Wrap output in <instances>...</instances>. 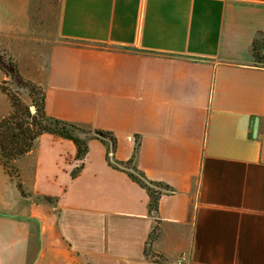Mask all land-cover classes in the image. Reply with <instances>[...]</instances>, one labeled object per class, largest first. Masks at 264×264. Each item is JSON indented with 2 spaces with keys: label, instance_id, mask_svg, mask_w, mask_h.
<instances>
[{
  "label": "crops",
  "instance_id": "1",
  "mask_svg": "<svg viewBox=\"0 0 264 264\" xmlns=\"http://www.w3.org/2000/svg\"><path fill=\"white\" fill-rule=\"evenodd\" d=\"M39 1L0 0L1 45L29 55ZM57 18L19 74L48 116L135 153L156 205L101 139L78 159L44 132L16 160L26 194L0 196V264H264V0H60Z\"/></svg>",
  "mask_w": 264,
  "mask_h": 264
},
{
  "label": "trees",
  "instance_id": "2",
  "mask_svg": "<svg viewBox=\"0 0 264 264\" xmlns=\"http://www.w3.org/2000/svg\"><path fill=\"white\" fill-rule=\"evenodd\" d=\"M256 45L257 43L254 41V53ZM260 49L264 51V44H262ZM3 72L6 76L9 75L5 69H3ZM15 75L18 78H22L16 68ZM30 84L32 83L30 82ZM32 85L37 87L40 94L39 101L33 102L35 105L34 111L30 110L29 105L22 103L16 94H12L2 87V91L6 93L12 107V111L0 119V165L8 176L17 177V172L13 171L15 170L14 162L28 152L35 140L44 132L72 140L77 147L76 155L78 159L83 158L87 151L86 140L89 137H95L101 139L106 144L107 162L116 168L126 170L134 180L145 187L150 196V206L155 207L157 196L153 192V187L157 185L147 181L143 174L135 167L133 163L135 153L127 162H119L114 159L116 142L110 132L99 129L86 130L72 123L48 116L44 110V93L42 88L35 84ZM17 186L21 188L20 182Z\"/></svg>",
  "mask_w": 264,
  "mask_h": 264
},
{
  "label": "rangeland",
  "instance_id": "3",
  "mask_svg": "<svg viewBox=\"0 0 264 264\" xmlns=\"http://www.w3.org/2000/svg\"><path fill=\"white\" fill-rule=\"evenodd\" d=\"M43 1L45 2V6L43 8L44 20L31 23L33 27H36V29L32 28V30H34L35 32L31 31V36L34 37H31L30 39L31 50L29 51V55H26L25 57V54L16 53V51H19L18 48H20L17 42L15 43L16 48L14 46H9L8 44H6V46L5 44L1 45L0 43V119L3 116L8 115L12 111L10 101L6 93L2 91V87H4L6 91H9L10 93L16 94V96L22 103L30 106L31 111H34L35 109V105L33 104V102H35L36 100L39 101V91L37 87L32 85H36L37 81L31 80L28 77L18 78L15 75V68L17 70V66H19V71L21 73H26V68H28V71L30 69L33 70L34 64L32 62V58L36 59V57L40 55V61L44 62L46 59L47 50L49 49L50 45L56 41H59V37L57 35V17L60 0ZM39 2H41V0ZM39 10H41V6L39 7ZM43 48L45 49V51ZM15 49L16 51L14 53L13 50ZM39 49L40 52H38ZM3 69H5L9 73L8 76L4 74ZM19 71L17 70L18 73ZM30 82L32 84H30ZM24 161L25 160L20 159V165H22ZM14 165L15 170L13 171L17 172V177L8 176L0 165V196L3 193L7 192V196L10 197V200L13 199V196H16L17 190H21L22 193H25V190H22V185L21 188L16 185L21 182V177L19 169L17 167L18 162L15 161ZM4 173L10 179L6 178ZM26 174L27 173L24 172L25 178H27ZM1 203L2 201L0 199V206ZM10 203L11 202H9L8 205H10Z\"/></svg>",
  "mask_w": 264,
  "mask_h": 264
},
{
  "label": "built area",
  "instance_id": "4",
  "mask_svg": "<svg viewBox=\"0 0 264 264\" xmlns=\"http://www.w3.org/2000/svg\"><path fill=\"white\" fill-rule=\"evenodd\" d=\"M155 195H158L157 191H154ZM187 259V256L185 253H182L179 255V257L176 259V264H183L185 260Z\"/></svg>",
  "mask_w": 264,
  "mask_h": 264
},
{
  "label": "water",
  "instance_id": "5",
  "mask_svg": "<svg viewBox=\"0 0 264 264\" xmlns=\"http://www.w3.org/2000/svg\"><path fill=\"white\" fill-rule=\"evenodd\" d=\"M255 129H256V125H255Z\"/></svg>",
  "mask_w": 264,
  "mask_h": 264
}]
</instances>
